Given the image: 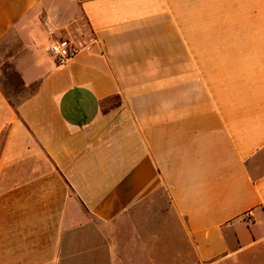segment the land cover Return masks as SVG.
Listing matches in <instances>:
<instances>
[{"label": "crops", "instance_id": "0c3cea01", "mask_svg": "<svg viewBox=\"0 0 264 264\" xmlns=\"http://www.w3.org/2000/svg\"><path fill=\"white\" fill-rule=\"evenodd\" d=\"M0 75V264H264V0H0Z\"/></svg>", "mask_w": 264, "mask_h": 264}, {"label": "built area", "instance_id": "2783aa9c", "mask_svg": "<svg viewBox=\"0 0 264 264\" xmlns=\"http://www.w3.org/2000/svg\"><path fill=\"white\" fill-rule=\"evenodd\" d=\"M47 25V22H45ZM49 32V35H53L54 31L50 26H46ZM91 50V46L87 43H77L69 40H53L51 41L48 52L53 60L57 64H64L67 61L74 58L80 52H88ZM253 213L251 210L244 213L243 218L245 220H251Z\"/></svg>", "mask_w": 264, "mask_h": 264}, {"label": "rangeland", "instance_id": "374dc122", "mask_svg": "<svg viewBox=\"0 0 264 264\" xmlns=\"http://www.w3.org/2000/svg\"><path fill=\"white\" fill-rule=\"evenodd\" d=\"M5 69H6V66L3 65V67H2V74L7 75V76L9 77L8 79H9V80L12 79L11 82H14V84H15V79L13 78V76L11 75V73H10V72H6ZM3 71H4L5 73H3ZM8 79H3V75H0V85H1V87H3V89H4L5 91L11 93V92H13V89H12V85H10V84L8 83V82H9ZM16 88H17V86H16Z\"/></svg>", "mask_w": 264, "mask_h": 264}]
</instances>
